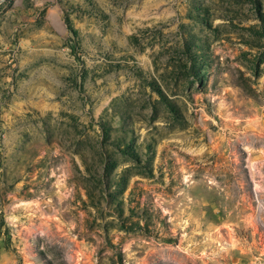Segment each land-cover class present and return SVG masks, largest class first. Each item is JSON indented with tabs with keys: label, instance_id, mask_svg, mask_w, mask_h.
Returning a JSON list of instances; mask_svg holds the SVG:
<instances>
[{
	"label": "rangeland",
	"instance_id": "1",
	"mask_svg": "<svg viewBox=\"0 0 264 264\" xmlns=\"http://www.w3.org/2000/svg\"><path fill=\"white\" fill-rule=\"evenodd\" d=\"M0 264H264V0H0Z\"/></svg>",
	"mask_w": 264,
	"mask_h": 264
}]
</instances>
